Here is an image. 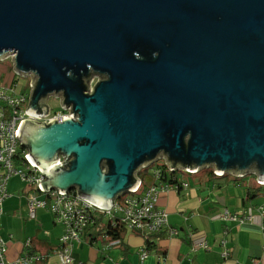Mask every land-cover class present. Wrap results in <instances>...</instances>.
<instances>
[{
  "label": "water",
  "instance_id": "1",
  "mask_svg": "<svg viewBox=\"0 0 264 264\" xmlns=\"http://www.w3.org/2000/svg\"><path fill=\"white\" fill-rule=\"evenodd\" d=\"M9 53L29 115L54 95L77 116L19 127L44 190L111 207L160 157L264 179V0H0Z\"/></svg>",
  "mask_w": 264,
  "mask_h": 264
},
{
  "label": "crops",
  "instance_id": "2",
  "mask_svg": "<svg viewBox=\"0 0 264 264\" xmlns=\"http://www.w3.org/2000/svg\"><path fill=\"white\" fill-rule=\"evenodd\" d=\"M1 85L6 84L2 82ZM195 176L196 180L192 178L194 176L182 177L188 187L168 191L157 203V207L167 215V228L175 230L176 235H168L165 229L150 237L147 243L136 233L120 231L119 237H114L115 233L107 228V219L95 215L94 223L81 240L73 244L75 262L264 264V215L261 214L264 211V186H258L253 175L243 179H236L234 174H225L222 178L205 173ZM144 181L146 186L150 185L147 175ZM8 193L0 218V238L7 246L6 260L13 262L25 253H32L45 258L39 264H56L54 253L59 246L62 227L46 210H38L33 221L27 218L26 196L32 193L28 185L22 186L21 196L16 200ZM225 210L250 219L242 223L224 222L220 217ZM46 219H50L49 223ZM27 240L31 241L30 250L24 248ZM221 241L225 246L220 245ZM203 243L208 245L207 249L199 247ZM226 250L229 253L223 257ZM143 251L148 253L145 260L140 259ZM159 257H163L161 262Z\"/></svg>",
  "mask_w": 264,
  "mask_h": 264
},
{
  "label": "built area",
  "instance_id": "3",
  "mask_svg": "<svg viewBox=\"0 0 264 264\" xmlns=\"http://www.w3.org/2000/svg\"><path fill=\"white\" fill-rule=\"evenodd\" d=\"M14 54L9 53L0 57V63L9 60L12 65L14 76L20 75L16 72L13 65ZM22 76V75H21ZM29 81V96L17 95L12 85H0V218L2 216V205L9 198L7 191L8 181L12 177H18L24 184L32 189V193L26 196L27 218L35 220L38 210H46L53 217L55 223L59 224L62 229V235L58 239L59 246L54 255L57 259L56 264H82L75 262L72 256L73 244L79 242L85 231L94 223L95 215H100L107 219L110 231L119 230L127 233L139 234L146 242L150 237L162 233L167 229L170 236L176 235V231L168 229L167 215L164 211L157 207V203L161 195L168 191H179L186 189L188 183L182 180V177H191L197 175L202 170H194L190 168L169 169L165 159L160 157L150 165L142 166L135 175L136 184L133 189L114 199L111 207H104L100 204L79 195L76 188L66 190L65 193L59 189L49 188L44 190L41 181L47 180L46 175L39 168L38 163H33L29 158L28 151L23 147L17 139L20 125L23 121H32L50 125L52 122L61 123L62 118L76 120V115L71 117V106L66 108L63 106L60 96L50 95L44 100L48 113L43 116H33L27 113L31 104V91L33 78L31 75ZM97 78V79H96ZM101 77L97 74H91L86 81L87 92L92 93L93 88L101 81ZM53 96L59 101L60 112L53 113L48 105L49 98ZM58 164L61 168L66 169L65 162L71 159L68 157L64 160L62 154H57ZM65 161V162H64ZM212 172V176L222 178L225 176L223 172H218L212 168H208ZM146 171V175L150 179V185L144 184V177H139L140 171ZM255 176L254 174H250ZM247 174L235 175L236 179H243ZM256 178L258 186H264V179ZM144 185V187H143ZM264 215V211H261ZM221 220L224 222L242 223L250 217H242L229 213L225 210L221 214ZM106 238V235L104 236ZM221 246H225V242L221 241ZM199 247L207 249L206 243ZM26 250L31 249V241L24 243ZM7 251L6 243L0 238V264H39L45 258L32 253H25L13 262L7 261L5 258ZM228 251L223 252V257L228 255ZM148 256L147 251H143L140 255L141 260H145ZM163 257H159L161 262Z\"/></svg>",
  "mask_w": 264,
  "mask_h": 264
},
{
  "label": "rangeland",
  "instance_id": "4",
  "mask_svg": "<svg viewBox=\"0 0 264 264\" xmlns=\"http://www.w3.org/2000/svg\"><path fill=\"white\" fill-rule=\"evenodd\" d=\"M30 80H31L30 77L21 76V75L14 76L12 65L9 60H6L3 63H0V85L2 84V82H4L6 85H12V86L15 85L14 87L15 94L29 96V92H30L29 81ZM48 105L53 111V113L60 112L59 101L55 99L53 96L49 98ZM192 178L196 180L197 176H194ZM19 179L20 178L13 177L9 180L10 182H8L9 183L8 191L10 192V194H12L13 200H16L18 196H21L20 190H22V186L26 185L24 184V182H22ZM49 221L50 219H46L47 223H49Z\"/></svg>",
  "mask_w": 264,
  "mask_h": 264
},
{
  "label": "trees",
  "instance_id": "5",
  "mask_svg": "<svg viewBox=\"0 0 264 264\" xmlns=\"http://www.w3.org/2000/svg\"><path fill=\"white\" fill-rule=\"evenodd\" d=\"M25 149H27V151H28V148H26L25 147ZM201 173H205V174H207V175H212V172H211V170L210 169H204V170H202V171H200L198 174H201ZM146 175V171H140L139 173H138V176L139 177H144ZM143 187H144V185H143ZM7 191H8V189H7ZM9 194V193H8ZM108 226H109V224L107 225V228H108ZM112 232H114V231H112ZM115 236L114 237H119V233H120V231L119 230H115ZM110 234V233H109ZM114 235V234H113ZM148 241H146L145 243H147Z\"/></svg>",
  "mask_w": 264,
  "mask_h": 264
}]
</instances>
